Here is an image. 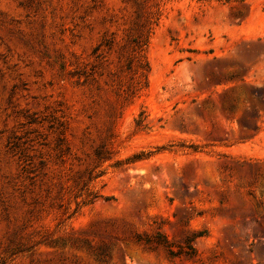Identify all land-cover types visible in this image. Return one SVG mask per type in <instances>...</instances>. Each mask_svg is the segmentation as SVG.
Listing matches in <instances>:
<instances>
[{
	"label": "rangeland",
	"instance_id": "1",
	"mask_svg": "<svg viewBox=\"0 0 264 264\" xmlns=\"http://www.w3.org/2000/svg\"><path fill=\"white\" fill-rule=\"evenodd\" d=\"M0 264H264V0H0Z\"/></svg>",
	"mask_w": 264,
	"mask_h": 264
},
{
	"label": "trees",
	"instance_id": "2",
	"mask_svg": "<svg viewBox=\"0 0 264 264\" xmlns=\"http://www.w3.org/2000/svg\"><path fill=\"white\" fill-rule=\"evenodd\" d=\"M159 18L158 11H150L143 22H141L137 28L136 33L130 39L131 49L125 59L124 68L128 72L130 81L125 88V92L129 95H137L148 85L150 64L146 56V47L149 43L150 33L152 30V23L157 24ZM144 110L138 114V118L135 119L137 127L144 129L148 128L149 122L146 121L147 116L143 115ZM160 149V148H158ZM196 149V148H194ZM153 150L139 151L132 156L126 157L123 160L118 161L121 163H130L135 160L144 159L150 157ZM97 196V195H95ZM105 199H110L106 196ZM191 216L187 217L185 222H189ZM209 234L207 228H201L188 232L180 241L172 240L168 235L162 232L160 229L154 233L139 234L136 233L131 239L134 243L139 244L143 248L148 250L163 249L167 257L171 260H176L182 257L194 258L198 251L194 245V241L199 237H205ZM102 255V254H101Z\"/></svg>",
	"mask_w": 264,
	"mask_h": 264
}]
</instances>
